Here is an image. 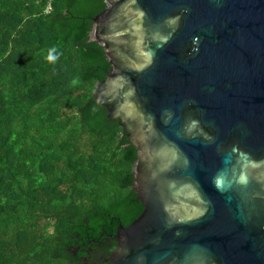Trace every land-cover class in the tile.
Masks as SVG:
<instances>
[{
    "label": "water",
    "instance_id": "1",
    "mask_svg": "<svg viewBox=\"0 0 264 264\" xmlns=\"http://www.w3.org/2000/svg\"><path fill=\"white\" fill-rule=\"evenodd\" d=\"M92 103L140 214L104 264H264V0H101Z\"/></svg>",
    "mask_w": 264,
    "mask_h": 264
},
{
    "label": "trees",
    "instance_id": "2",
    "mask_svg": "<svg viewBox=\"0 0 264 264\" xmlns=\"http://www.w3.org/2000/svg\"><path fill=\"white\" fill-rule=\"evenodd\" d=\"M103 8L0 0V264H73L77 246L103 262L140 214L135 157L92 103L107 68L87 32Z\"/></svg>",
    "mask_w": 264,
    "mask_h": 264
},
{
    "label": "flooded vegetation",
    "instance_id": "3",
    "mask_svg": "<svg viewBox=\"0 0 264 264\" xmlns=\"http://www.w3.org/2000/svg\"><path fill=\"white\" fill-rule=\"evenodd\" d=\"M92 255L78 246L71 251L73 264H104L103 262L95 261Z\"/></svg>",
    "mask_w": 264,
    "mask_h": 264
},
{
    "label": "built area",
    "instance_id": "4",
    "mask_svg": "<svg viewBox=\"0 0 264 264\" xmlns=\"http://www.w3.org/2000/svg\"><path fill=\"white\" fill-rule=\"evenodd\" d=\"M49 12H50V6H49V4H46L45 7L43 8V13L47 14Z\"/></svg>",
    "mask_w": 264,
    "mask_h": 264
}]
</instances>
